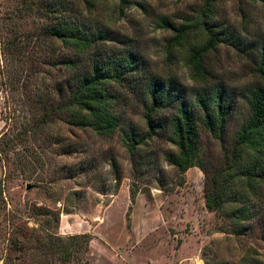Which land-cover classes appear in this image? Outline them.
<instances>
[{"label": "rangeland", "instance_id": "rangeland-1", "mask_svg": "<svg viewBox=\"0 0 264 264\" xmlns=\"http://www.w3.org/2000/svg\"><path fill=\"white\" fill-rule=\"evenodd\" d=\"M132 1L144 7L118 14L117 0H0V136L20 124L30 131L28 147L0 161V264H264V188L242 228L208 210L204 197L249 113L243 96L260 81L254 67L264 42V0H209L224 35L205 57L206 84L191 79L188 47L167 46L171 34L158 26L163 16L174 23L195 18L205 0ZM59 21L103 36L75 56L48 36ZM193 39L200 45L205 37ZM112 50L140 59L135 83L115 88L120 129L113 136L69 125L66 114H45L98 53ZM155 79H171L179 102L192 103L195 93L215 86L232 102L222 140L199 126L202 166L184 174L165 158L175 150L166 134L131 156L122 143V129L144 133L143 103ZM27 150L20 171L15 158Z\"/></svg>", "mask_w": 264, "mask_h": 264}, {"label": "trees", "instance_id": "trees-1", "mask_svg": "<svg viewBox=\"0 0 264 264\" xmlns=\"http://www.w3.org/2000/svg\"><path fill=\"white\" fill-rule=\"evenodd\" d=\"M133 5L144 7L139 1L117 0L114 11L122 14ZM215 18L212 3L205 0L193 19L184 17L180 23H174L163 16L158 23L160 28L171 34L167 46L188 47L186 61L191 71V79L201 84H206L210 77L205 57L223 40L224 29ZM197 33L205 37L200 45L193 42ZM48 36L52 40L70 45L74 55L80 57L90 49L95 39L103 35L71 22L59 21L51 26ZM6 49L8 51V48ZM14 50L24 53L22 48ZM139 61V56L132 50H112L105 55L98 53L92 59L88 71L79 76L71 86L66 98L52 109H46L49 111H45V114L49 116L54 111L62 116L66 114L64 121L69 125L89 129L103 137L113 136L120 129V117L116 112L119 96L115 88L132 86L135 83L133 77L138 73ZM68 64L74 66L75 61ZM254 71L260 81L243 96L249 113L236 130L223 164L214 170L204 193L206 208L228 215L229 220L238 228H242L244 222L250 219L252 201L259 198L264 188V42ZM174 84L171 79L151 80L147 89L148 100L143 103L144 133L140 134L136 129L129 127L122 129L121 135L122 143L131 156L152 137L166 134L168 142L175 150L168 152L165 158L178 173L184 174L190 167L202 166L199 126L212 138L222 140L232 112V102L227 99L222 86L195 93L192 103L179 102L180 94L175 93L177 87ZM169 107L174 108L173 114L166 119L158 118L161 110ZM194 108L200 111L198 116ZM44 115L41 119H44ZM23 125H15L20 128L10 136L5 132L1 134L0 161L20 145L28 147L24 142L30 132L29 126ZM29 154L27 150L24 154L16 156L20 171L23 162L29 163ZM135 195L136 192L131 189L132 201Z\"/></svg>", "mask_w": 264, "mask_h": 264}, {"label": "water", "instance_id": "water-1", "mask_svg": "<svg viewBox=\"0 0 264 264\" xmlns=\"http://www.w3.org/2000/svg\"><path fill=\"white\" fill-rule=\"evenodd\" d=\"M27 188H30V185H27Z\"/></svg>", "mask_w": 264, "mask_h": 264}]
</instances>
